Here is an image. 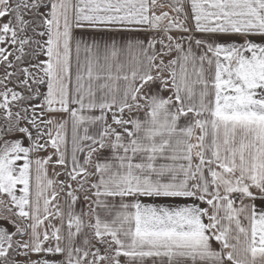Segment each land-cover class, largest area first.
Returning a JSON list of instances; mask_svg holds the SVG:
<instances>
[{
	"label": "snow or ice",
	"instance_id": "snow-or-ice-1",
	"mask_svg": "<svg viewBox=\"0 0 264 264\" xmlns=\"http://www.w3.org/2000/svg\"><path fill=\"white\" fill-rule=\"evenodd\" d=\"M0 264H264V0H0Z\"/></svg>",
	"mask_w": 264,
	"mask_h": 264
}]
</instances>
